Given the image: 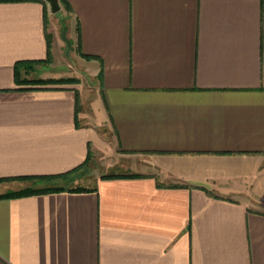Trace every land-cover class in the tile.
I'll return each instance as SVG.
<instances>
[{
    "label": "crops",
    "instance_id": "crops-1",
    "mask_svg": "<svg viewBox=\"0 0 264 264\" xmlns=\"http://www.w3.org/2000/svg\"><path fill=\"white\" fill-rule=\"evenodd\" d=\"M66 1L90 99L22 82L60 27L0 0V264H264V0Z\"/></svg>",
    "mask_w": 264,
    "mask_h": 264
},
{
    "label": "rangeland",
    "instance_id": "rangeland-1",
    "mask_svg": "<svg viewBox=\"0 0 264 264\" xmlns=\"http://www.w3.org/2000/svg\"><path fill=\"white\" fill-rule=\"evenodd\" d=\"M49 5V4H48ZM49 7V6H48ZM58 10L55 12L54 23L56 26L60 27V38L54 43V46L50 49V59L48 62L42 63H32L29 67L23 68V74L29 78H69L71 81L61 82V83H71L78 87V97L79 99L85 100L90 99L92 90L95 89V85L98 84V79H92L86 74L84 68L76 59V46L66 35V20L64 8L62 11ZM78 54V53H77ZM103 153L99 151H94L89 154L87 163L84 164V170H89L91 168L95 170H100L101 162L104 161ZM134 155L125 156L120 158L118 161L116 155L105 154V165L112 163V161L117 160L116 164L118 168L123 173H133L134 170ZM115 158V159H114ZM106 168V167H105ZM118 171V170H117Z\"/></svg>",
    "mask_w": 264,
    "mask_h": 264
},
{
    "label": "trees",
    "instance_id": "trees-1",
    "mask_svg": "<svg viewBox=\"0 0 264 264\" xmlns=\"http://www.w3.org/2000/svg\"><path fill=\"white\" fill-rule=\"evenodd\" d=\"M59 3H62L64 8L65 9H69V6H68V3L66 0H59ZM50 57V48H49V53H48V56L45 58V59H36V60H24V61H19V67H21V72L24 71L23 68H27L29 67L28 65L29 64H32V63H42V62H48L49 61V58ZM72 79H69V78H64V77H61V78H27V76L25 75V77L22 79V82H25V83H29V84H45V83H61V82H66V81H71ZM17 81H19L17 79ZM21 82V81H19ZM88 157V155H87ZM86 163V159H85V162H83L81 165H79L78 167L68 171V172H72L74 170H77L79 169L82 165H84ZM67 174L66 173H62L60 175H55V176H63ZM118 175H121V176H136L138 174H135V173H128V174H110V175H105L107 177H113V176H118ZM60 187H52L50 189L46 188V189H37V188H28V189H25L21 192H18V193H14L13 195H19V194H28V193H34V192H40V191H46V190H59ZM75 190H83L84 187H76L74 188Z\"/></svg>",
    "mask_w": 264,
    "mask_h": 264
},
{
    "label": "water",
    "instance_id": "water-1",
    "mask_svg": "<svg viewBox=\"0 0 264 264\" xmlns=\"http://www.w3.org/2000/svg\"><path fill=\"white\" fill-rule=\"evenodd\" d=\"M49 4L51 12L55 13L60 9L59 0H45Z\"/></svg>",
    "mask_w": 264,
    "mask_h": 264
}]
</instances>
